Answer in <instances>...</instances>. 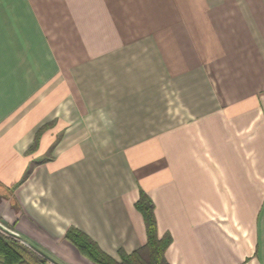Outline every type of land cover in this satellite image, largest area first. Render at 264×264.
I'll return each instance as SVG.
<instances>
[{
    "label": "crops",
    "instance_id": "crops-1",
    "mask_svg": "<svg viewBox=\"0 0 264 264\" xmlns=\"http://www.w3.org/2000/svg\"><path fill=\"white\" fill-rule=\"evenodd\" d=\"M264 264V0H0V227L57 264Z\"/></svg>",
    "mask_w": 264,
    "mask_h": 264
},
{
    "label": "trees",
    "instance_id": "trees-1",
    "mask_svg": "<svg viewBox=\"0 0 264 264\" xmlns=\"http://www.w3.org/2000/svg\"><path fill=\"white\" fill-rule=\"evenodd\" d=\"M151 200L143 193H139V198L133 205L143 218L146 242L140 249L131 254L119 253L120 262H116L99 250L95 243L80 231L70 228L65 232V239L75 246L79 252L93 260L97 264H167L163 258V253L169 242L168 235L158 239L156 234V222L154 207ZM0 231L5 230L0 227ZM9 237H4L0 232V264H31L22 261L19 249L23 250L32 259V264H57L45 253L41 252L31 244L22 239L12 236L5 231Z\"/></svg>",
    "mask_w": 264,
    "mask_h": 264
},
{
    "label": "rangeland",
    "instance_id": "rangeland-1",
    "mask_svg": "<svg viewBox=\"0 0 264 264\" xmlns=\"http://www.w3.org/2000/svg\"><path fill=\"white\" fill-rule=\"evenodd\" d=\"M2 234H3V236L5 237H9V238H11L10 236H8V234L4 231V232H2V231H0ZM19 254L21 255V259H22V261H24V262H27V263H31L32 264V262L33 261H31L32 259L30 258V256L28 255V254H26L25 252H23V250H20L19 249Z\"/></svg>",
    "mask_w": 264,
    "mask_h": 264
}]
</instances>
